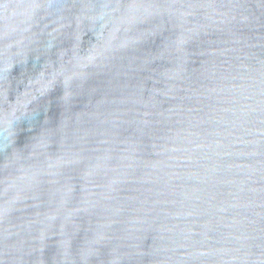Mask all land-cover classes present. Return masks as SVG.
I'll return each instance as SVG.
<instances>
[{"label":"water","instance_id":"95a60500","mask_svg":"<svg viewBox=\"0 0 264 264\" xmlns=\"http://www.w3.org/2000/svg\"><path fill=\"white\" fill-rule=\"evenodd\" d=\"M0 264H264V0H0Z\"/></svg>","mask_w":264,"mask_h":264}]
</instances>
